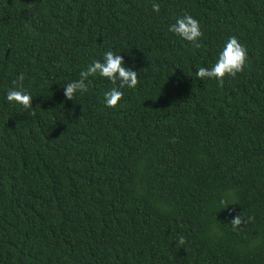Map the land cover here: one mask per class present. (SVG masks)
I'll return each instance as SVG.
<instances>
[{
    "label": "trees",
    "instance_id": "trees-1",
    "mask_svg": "<svg viewBox=\"0 0 264 264\" xmlns=\"http://www.w3.org/2000/svg\"><path fill=\"white\" fill-rule=\"evenodd\" d=\"M185 14L199 49L168 30ZM231 36L245 70L198 78ZM107 51L138 86L66 99ZM0 264H264V0H0Z\"/></svg>",
    "mask_w": 264,
    "mask_h": 264
},
{
    "label": "clouds",
    "instance_id": "clouds-1",
    "mask_svg": "<svg viewBox=\"0 0 264 264\" xmlns=\"http://www.w3.org/2000/svg\"><path fill=\"white\" fill-rule=\"evenodd\" d=\"M153 11L159 12V3H153ZM179 37L187 40L196 49L203 47L201 37L204 33L200 28L199 21L192 15L185 14L176 18L175 23L171 24L168 29ZM248 65L247 48L239 41L236 36H231L226 42V46L219 53L216 63L211 67H200L196 76L198 78L212 79L218 81V86L223 87L226 77H236L238 73H242ZM107 78L114 85L110 90L104 93L105 103L108 107H117L122 100L124 93L120 90L124 87L136 88L139 84L138 71L125 66L124 57L121 54H115L113 51L104 53V60H95L91 62L85 70L80 72V79L67 83L64 87V95L66 99L76 101L77 95H83L88 92L92 81L89 77L96 75ZM24 75L19 77L12 83L16 85L9 89L7 93V101L21 105L29 115L34 116L32 101L33 97L23 90ZM31 110V111H28ZM218 205L221 209L228 208L227 197H222ZM254 220V217H245L237 214L232 220L233 230L241 227L242 224ZM179 245H184L186 240L181 236L178 240Z\"/></svg>",
    "mask_w": 264,
    "mask_h": 264
}]
</instances>
